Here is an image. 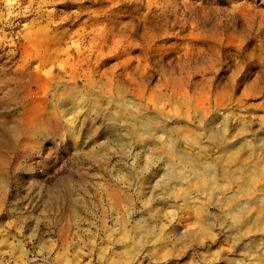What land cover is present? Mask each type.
Masks as SVG:
<instances>
[{
  "label": "rangeland",
  "instance_id": "1",
  "mask_svg": "<svg viewBox=\"0 0 264 264\" xmlns=\"http://www.w3.org/2000/svg\"><path fill=\"white\" fill-rule=\"evenodd\" d=\"M0 30L63 36L87 74L114 65L118 101L154 119L142 136L118 122L108 170L80 162L60 123L3 145L24 103L0 66V264H264V0H0ZM95 128L87 149L109 151Z\"/></svg>",
  "mask_w": 264,
  "mask_h": 264
},
{
  "label": "bare ground",
  "instance_id": "2",
  "mask_svg": "<svg viewBox=\"0 0 264 264\" xmlns=\"http://www.w3.org/2000/svg\"><path fill=\"white\" fill-rule=\"evenodd\" d=\"M112 30L109 29L110 32ZM41 33L42 38L39 37L41 35L38 33H33L15 40L12 38V43L5 42V39V41L0 40V62L7 59L0 66H4L7 77L19 80L20 83L18 92L15 91L17 94H10L9 99L15 101L16 104L19 100L24 103L22 112H18L16 115L13 113V121L9 127V132H4L8 135L2 137V144L12 146L30 144L37 136H42L46 131L52 129L53 123H56V125L60 123L65 127V134L74 140L80 162L83 163L89 158L98 165V168L108 170L112 166L116 152L115 136L118 122L124 121L131 133L142 136L148 121L153 123L154 119L139 117L135 114V108L132 110L127 106V102L118 101V84L114 65L111 66L108 75L100 72L98 74H87L83 69L85 57H83L82 51L76 50L74 53L69 49H64L62 47L63 36L59 38V36L52 35L50 32L44 34V31H42ZM110 51L112 58H115V40H112ZM66 53L73 55L74 59L78 61L76 66L73 68H66L65 65L61 66L56 74H53L51 68L46 70L50 64L61 61L62 54ZM103 65V62L98 63V67ZM79 80L82 82L81 84ZM56 84L57 90H54ZM53 90L55 91L54 99L56 98L59 102L54 103L53 101L54 104L49 105ZM56 105L59 106V109ZM89 122L92 123L93 129L96 125L95 134L98 136H104L105 125L107 126L109 143L111 144L109 151L104 150L105 143L98 140L95 141L92 147L87 149L91 139L84 135L83 131L86 130ZM151 130V135L156 136V127H151ZM191 139L197 140V136L193 135ZM5 147L7 148V146ZM176 147L171 137V145L167 148L169 150L174 148L178 152V147ZM233 155H238V152ZM232 158L233 156H230V159ZM183 159L186 163L191 161L187 156H183ZM6 160L4 155L0 153V170L5 167ZM207 168L211 169V166ZM110 172L114 176V170H110ZM178 174L180 175V173ZM233 174L235 177L238 176V173ZM174 175L173 177H175ZM104 191L112 199L117 197L118 192L112 185L104 186ZM115 203L118 204L116 200ZM231 215L234 219L240 217L239 212H232ZM67 231L65 232L67 233ZM63 242L68 243L67 236L63 239ZM120 258H117V260Z\"/></svg>",
  "mask_w": 264,
  "mask_h": 264
},
{
  "label": "built area",
  "instance_id": "3",
  "mask_svg": "<svg viewBox=\"0 0 264 264\" xmlns=\"http://www.w3.org/2000/svg\"><path fill=\"white\" fill-rule=\"evenodd\" d=\"M10 261H6V264H9Z\"/></svg>",
  "mask_w": 264,
  "mask_h": 264
}]
</instances>
